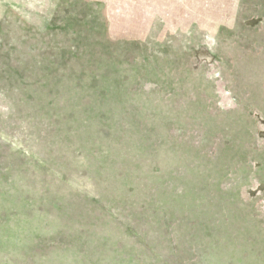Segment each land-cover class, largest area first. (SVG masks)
<instances>
[{
  "label": "rangeland",
  "instance_id": "1",
  "mask_svg": "<svg viewBox=\"0 0 264 264\" xmlns=\"http://www.w3.org/2000/svg\"><path fill=\"white\" fill-rule=\"evenodd\" d=\"M0 264H264V0H0Z\"/></svg>",
  "mask_w": 264,
  "mask_h": 264
}]
</instances>
